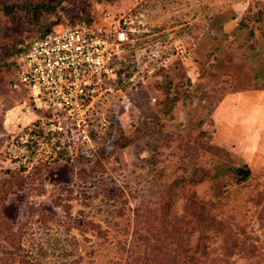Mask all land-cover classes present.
Returning <instances> with one entry per match:
<instances>
[{
	"label": "rangeland",
	"instance_id": "1",
	"mask_svg": "<svg viewBox=\"0 0 264 264\" xmlns=\"http://www.w3.org/2000/svg\"><path fill=\"white\" fill-rule=\"evenodd\" d=\"M7 1L0 264H264V0ZM79 23L126 33L124 84L93 143L56 146L7 60Z\"/></svg>",
	"mask_w": 264,
	"mask_h": 264
},
{
	"label": "built area",
	"instance_id": "2",
	"mask_svg": "<svg viewBox=\"0 0 264 264\" xmlns=\"http://www.w3.org/2000/svg\"><path fill=\"white\" fill-rule=\"evenodd\" d=\"M127 43L124 31L79 23L48 30L7 60L10 86L36 115L31 133L51 136L56 146L93 143L97 125L107 122L97 102L124 84Z\"/></svg>",
	"mask_w": 264,
	"mask_h": 264
},
{
	"label": "trees",
	"instance_id": "3",
	"mask_svg": "<svg viewBox=\"0 0 264 264\" xmlns=\"http://www.w3.org/2000/svg\"><path fill=\"white\" fill-rule=\"evenodd\" d=\"M62 0H49V2L45 3V2H42L38 5L35 6V8H39L40 11L42 10H45V11H52L56 8V6L61 2ZM31 8L30 6H24V8ZM16 8H23V6L21 4H12V3H9L7 0H0V9L2 11H4L5 13L7 14H11L14 12V10ZM48 30H45L43 31L41 34L38 35V37H41L43 35H45L47 33ZM30 42V41H29ZM28 46V43H24L22 44L21 46H19L18 48H16V50L14 52H11L9 56H14L16 53H18L19 51H21L23 49V47H27ZM13 53V54H12ZM63 152L60 153V156H62ZM67 160H69V158H66ZM236 171L238 172L239 175H241V178L242 179H245L247 178L248 174H249V170L246 168V169H241V168H238L236 169ZM6 236V239L13 243L16 238H15V235L14 233L12 232H9L7 234H5Z\"/></svg>",
	"mask_w": 264,
	"mask_h": 264
}]
</instances>
